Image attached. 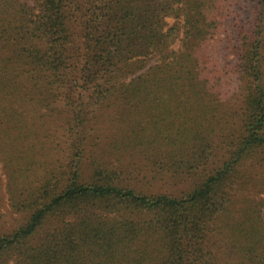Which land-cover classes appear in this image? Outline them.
<instances>
[{"label": "trees", "instance_id": "obj_1", "mask_svg": "<svg viewBox=\"0 0 264 264\" xmlns=\"http://www.w3.org/2000/svg\"><path fill=\"white\" fill-rule=\"evenodd\" d=\"M1 201L0 264H264V0H0Z\"/></svg>", "mask_w": 264, "mask_h": 264}, {"label": "rangeland", "instance_id": "obj_2", "mask_svg": "<svg viewBox=\"0 0 264 264\" xmlns=\"http://www.w3.org/2000/svg\"><path fill=\"white\" fill-rule=\"evenodd\" d=\"M164 187H170V186L168 184L155 183V190H161V189H164ZM0 213L5 215L3 219L7 220L8 222L12 221L13 217L15 216V215L14 216L9 215L7 204L3 201H1V204H0Z\"/></svg>", "mask_w": 264, "mask_h": 264}]
</instances>
